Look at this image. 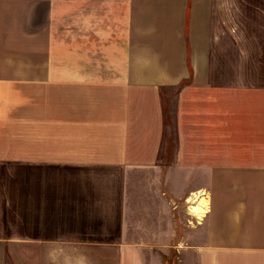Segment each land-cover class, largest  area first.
Returning <instances> with one entry per match:
<instances>
[{
  "label": "crops",
  "instance_id": "obj_1",
  "mask_svg": "<svg viewBox=\"0 0 264 264\" xmlns=\"http://www.w3.org/2000/svg\"><path fill=\"white\" fill-rule=\"evenodd\" d=\"M0 264H264V0H0Z\"/></svg>",
  "mask_w": 264,
  "mask_h": 264
},
{
  "label": "bare ground",
  "instance_id": "obj_2",
  "mask_svg": "<svg viewBox=\"0 0 264 264\" xmlns=\"http://www.w3.org/2000/svg\"><path fill=\"white\" fill-rule=\"evenodd\" d=\"M206 203H207L206 199L200 198L198 202H195L192 205H190L189 207L190 214L200 219L202 216H204V213L206 212L205 210Z\"/></svg>",
  "mask_w": 264,
  "mask_h": 264
},
{
  "label": "rangeland",
  "instance_id": "obj_3",
  "mask_svg": "<svg viewBox=\"0 0 264 264\" xmlns=\"http://www.w3.org/2000/svg\"><path fill=\"white\" fill-rule=\"evenodd\" d=\"M167 93H170V91L168 90ZM168 139H169V138H168ZM194 203H195V201H194ZM190 204L192 205L193 203L189 202L188 199H187V203H186L184 209H185L186 213L189 214V216H192V215L190 214V210H189V205H190ZM192 217L195 218L196 216H192ZM203 217H204V216H203ZM201 219H202V218H201ZM201 219H200V220H201ZM166 261H170V259L168 258Z\"/></svg>",
  "mask_w": 264,
  "mask_h": 264
},
{
  "label": "built area",
  "instance_id": "obj_4",
  "mask_svg": "<svg viewBox=\"0 0 264 264\" xmlns=\"http://www.w3.org/2000/svg\"><path fill=\"white\" fill-rule=\"evenodd\" d=\"M195 220L198 222V221H200V219L198 218V217H195Z\"/></svg>",
  "mask_w": 264,
  "mask_h": 264
}]
</instances>
